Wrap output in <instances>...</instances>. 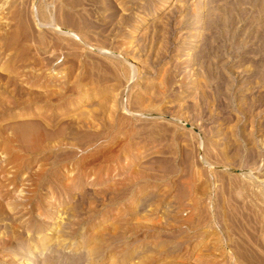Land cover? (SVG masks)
Wrapping results in <instances>:
<instances>
[{
  "label": "rangeland",
  "instance_id": "1",
  "mask_svg": "<svg viewBox=\"0 0 264 264\" xmlns=\"http://www.w3.org/2000/svg\"><path fill=\"white\" fill-rule=\"evenodd\" d=\"M49 255L264 264V0H0V264Z\"/></svg>",
  "mask_w": 264,
  "mask_h": 264
},
{
  "label": "bare ground",
  "instance_id": "2",
  "mask_svg": "<svg viewBox=\"0 0 264 264\" xmlns=\"http://www.w3.org/2000/svg\"><path fill=\"white\" fill-rule=\"evenodd\" d=\"M11 232L13 233H15V228L12 226L11 227ZM11 234V233H10ZM11 236V235H10ZM14 237V236H13ZM13 237H11V238H13ZM10 239V238H9ZM10 241H11V239H10ZM21 248L23 249V250H25V246L24 245H21V247H20V251H21ZM23 250L21 251V252H23ZM17 261V260H16ZM54 262H56V260L54 259V256H48L47 258H46V260H45V264H54ZM14 263H16V262H14ZM80 263V262H79ZM25 264V263H24ZM29 264V263H28ZM56 264V263H55ZM74 264H78V261L77 262H75Z\"/></svg>",
  "mask_w": 264,
  "mask_h": 264
}]
</instances>
